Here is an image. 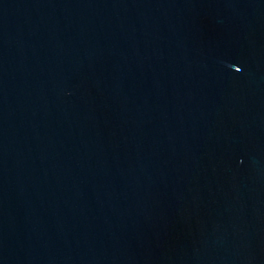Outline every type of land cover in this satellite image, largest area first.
<instances>
[{
  "label": "water",
  "instance_id": "water-1",
  "mask_svg": "<svg viewBox=\"0 0 264 264\" xmlns=\"http://www.w3.org/2000/svg\"><path fill=\"white\" fill-rule=\"evenodd\" d=\"M0 264H264V0H0Z\"/></svg>",
  "mask_w": 264,
  "mask_h": 264
}]
</instances>
